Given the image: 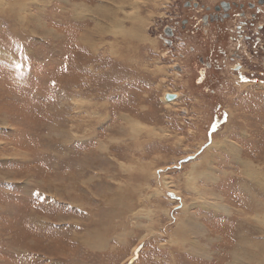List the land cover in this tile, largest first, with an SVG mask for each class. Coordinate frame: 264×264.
Wrapping results in <instances>:
<instances>
[{"label": "rangeland", "instance_id": "rangeland-1", "mask_svg": "<svg viewBox=\"0 0 264 264\" xmlns=\"http://www.w3.org/2000/svg\"><path fill=\"white\" fill-rule=\"evenodd\" d=\"M182 1L0 0V264H264V100L207 135Z\"/></svg>", "mask_w": 264, "mask_h": 264}, {"label": "flooded vegetation", "instance_id": "flooded-vegetation-1", "mask_svg": "<svg viewBox=\"0 0 264 264\" xmlns=\"http://www.w3.org/2000/svg\"><path fill=\"white\" fill-rule=\"evenodd\" d=\"M180 8L184 16L164 29L163 43L171 49L181 44L185 50L188 68L179 63L171 67L186 79L190 102L203 100L214 107L213 123L206 128L211 136L225 121L224 99L245 98L249 106L264 100V0H183ZM197 50L200 54L192 58ZM181 113L189 122V110Z\"/></svg>", "mask_w": 264, "mask_h": 264}, {"label": "crops", "instance_id": "crops-1", "mask_svg": "<svg viewBox=\"0 0 264 264\" xmlns=\"http://www.w3.org/2000/svg\"><path fill=\"white\" fill-rule=\"evenodd\" d=\"M255 102V101H254ZM254 102H253V104L252 105H254ZM192 108L193 109H199V110H201V111H203L204 112V115H199L198 114V118H197V120H198V122L200 123V126H206V124H207V119H208V116H209V109H210V107H209V105H208V103L207 102H204L203 100H198V101H194L192 104ZM211 110V109H210ZM196 111V110H195ZM233 118H235L236 119V116L234 115L233 116ZM232 134V132H229L227 135H231ZM216 136V135H215ZM250 163H252V162H250ZM261 163H262V165H264V159L261 161ZM244 168L246 169V170H251V168H253V166H251V164L249 165V164H247V166H244ZM262 182V183H261ZM261 182L259 183V184H257V186L256 187H258V185H264V181H263V179H261ZM262 190V189H261ZM249 192V191H248ZM260 192V191H259ZM262 193V192H261ZM249 194L251 195H249L248 196V199H250L251 200V209H254L255 210V206H257V204H259V205H262L263 204V206H264V203H262V202H260L259 200H256L254 197L255 196H252V194L249 192ZM262 194H264V193H262ZM247 244H264L263 242H256V241H249V240H247Z\"/></svg>", "mask_w": 264, "mask_h": 264}, {"label": "bare ground", "instance_id": "bare-ground-1", "mask_svg": "<svg viewBox=\"0 0 264 264\" xmlns=\"http://www.w3.org/2000/svg\"><path fill=\"white\" fill-rule=\"evenodd\" d=\"M14 5V4H13ZM23 16V15H22ZM167 94V93H166ZM165 95V94H164ZM164 95H163V99H164ZM250 192V191H249ZM250 195V194H249ZM251 196V195H250ZM258 206V205H257ZM256 206V207H257ZM262 206V205H261ZM217 209V208H216ZM184 219H181L180 221H179V223H178V228H177V230L175 231L176 233H177V235L179 234V236L180 235H182V234H184L186 231H187V229L186 230H184V227L183 226H187L188 227V230L190 229L189 228V226L188 225H185V223L184 222H186V221H188V220H190V218H189V216L187 217V216H185V217H183ZM198 227V226H197ZM200 228V227H199ZM201 231V230H200ZM97 233V232H96ZM94 231H93V233L92 234H96ZM200 233V232H199ZM96 238V237H95ZM95 238H93V239H95ZM95 246V248H96V244H94Z\"/></svg>", "mask_w": 264, "mask_h": 264}, {"label": "water", "instance_id": "water-1", "mask_svg": "<svg viewBox=\"0 0 264 264\" xmlns=\"http://www.w3.org/2000/svg\"><path fill=\"white\" fill-rule=\"evenodd\" d=\"M175 99H176V95L175 94L167 93V94L164 95V100L167 101V102H171V101H173Z\"/></svg>", "mask_w": 264, "mask_h": 264}]
</instances>
